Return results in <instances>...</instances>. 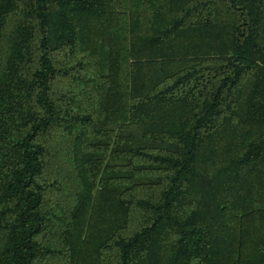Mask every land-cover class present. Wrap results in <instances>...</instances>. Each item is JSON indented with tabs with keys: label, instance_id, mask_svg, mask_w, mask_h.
<instances>
[{
	"label": "trees",
	"instance_id": "16d2710c",
	"mask_svg": "<svg viewBox=\"0 0 264 264\" xmlns=\"http://www.w3.org/2000/svg\"><path fill=\"white\" fill-rule=\"evenodd\" d=\"M0 264H264V0H0Z\"/></svg>",
	"mask_w": 264,
	"mask_h": 264
}]
</instances>
